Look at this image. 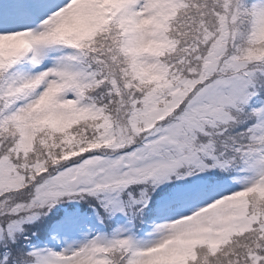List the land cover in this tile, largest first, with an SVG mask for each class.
Masks as SVG:
<instances>
[{"label": "snow or ice", "instance_id": "obj_1", "mask_svg": "<svg viewBox=\"0 0 264 264\" xmlns=\"http://www.w3.org/2000/svg\"><path fill=\"white\" fill-rule=\"evenodd\" d=\"M0 264H264V0H0Z\"/></svg>", "mask_w": 264, "mask_h": 264}]
</instances>
